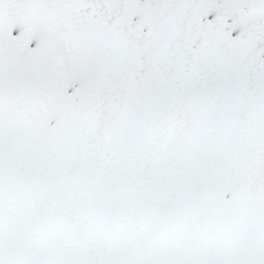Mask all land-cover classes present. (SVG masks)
<instances>
[{"label": "snow or ice", "instance_id": "obj_1", "mask_svg": "<svg viewBox=\"0 0 264 264\" xmlns=\"http://www.w3.org/2000/svg\"><path fill=\"white\" fill-rule=\"evenodd\" d=\"M0 264H264V0H0Z\"/></svg>", "mask_w": 264, "mask_h": 264}]
</instances>
